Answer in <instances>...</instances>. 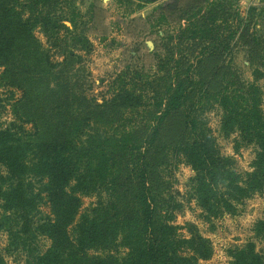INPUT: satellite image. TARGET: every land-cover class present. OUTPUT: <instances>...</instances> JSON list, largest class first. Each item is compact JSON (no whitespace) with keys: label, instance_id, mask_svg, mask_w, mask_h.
I'll return each mask as SVG.
<instances>
[{"label":"trees","instance_id":"16d2710c","mask_svg":"<svg viewBox=\"0 0 264 264\" xmlns=\"http://www.w3.org/2000/svg\"><path fill=\"white\" fill-rule=\"evenodd\" d=\"M73 2L0 0V87L12 96L20 93L11 104V121L0 126V232L7 236L6 250L24 252L25 264L209 259L210 243L196 227L174 223L181 203L168 170L174 159L190 167L185 194L208 223L238 215L246 200L264 191L263 57L258 65L250 61L252 81L231 79L227 65L216 71L220 83L197 80L206 59H231L236 41L248 36L247 21L263 16L264 7L244 14L236 7L230 12V0L161 5L159 22L179 14L166 59L154 74L142 68L118 74L109 98L99 102L76 94L61 77L68 57L90 47L84 15ZM36 29L48 49H42ZM251 43L258 47V38ZM249 54L258 55V49ZM214 106L221 111L220 134L234 136V151L254 147L250 171L239 172L234 158L221 154L204 116ZM85 198L94 200L83 207ZM253 231L264 241V220ZM38 239L48 245L40 248ZM230 257L232 264H264V251L252 242L231 250Z\"/></svg>","mask_w":264,"mask_h":264},{"label":"rangeland","instance_id":"374dc122","mask_svg":"<svg viewBox=\"0 0 264 264\" xmlns=\"http://www.w3.org/2000/svg\"><path fill=\"white\" fill-rule=\"evenodd\" d=\"M172 0H74L77 10L84 15L86 22V37L90 41V47L81 51L77 58L68 57L66 64L60 68L61 77L69 84L71 90L78 95L92 96L99 101L109 98V84L120 73L142 68L153 73L156 71L160 59H166L168 37L176 33L178 22L175 21L179 14H174L170 19L159 22V7ZM229 7L232 10L239 8L244 14L246 8L239 5L238 0H230ZM244 7V6H243ZM264 7V6H263ZM247 10V11H246ZM159 12V13H158ZM91 17V19H90ZM90 19V20H89ZM80 20H77V24ZM71 22H65L70 27ZM74 24V23H73ZM217 24H221L220 21ZM246 36L236 41L232 47L231 59L209 58L199 67L198 82L202 79L211 84L220 83V66H229L233 80L246 82L252 81L253 66L259 64L258 56L264 61V15L252 17L246 23ZM79 31V30H78ZM35 37L40 42L42 49H48L46 38L39 30H35ZM258 38V47H253L251 39ZM151 42L152 46L148 43ZM250 42V43H246ZM156 54H153L154 48ZM258 49V55L250 56L249 51ZM199 50V49H198ZM197 50V51H198ZM196 51V52H197ZM194 53H189V61L196 63ZM56 61L62 62V58L56 56ZM255 64L250 65V61ZM264 78L259 82L262 84ZM264 93V87H262ZM19 91L12 96L5 88L0 87V126L6 125L12 119L11 104L19 98ZM261 107L264 112V97ZM221 111L216 107L208 109L204 114L205 120L211 129L215 142L224 156L234 158L235 167L239 172L250 171L251 162L255 155L253 146H244L239 151H234V136L224 138L219 132V119ZM170 172L172 188L179 194L177 201L181 203V209L176 213L174 223L178 226L192 224L198 233L206 238L212 248V254L207 260H200L198 264H232L230 251L242 247L247 242L255 244L256 251H264V241L254 235L253 227L258 220H264V191L254 195L245 201L236 216H224L212 223L203 221L200 217L201 210L192 200L186 197L189 179L193 176L190 167L179 159L171 161ZM169 174V173H168ZM94 199L85 198L83 207H87ZM42 210L47 211L46 207ZM187 236L185 228L180 231ZM38 246L45 247L48 242L38 239ZM7 236L0 232V253L4 257L5 264H25L24 252H14L8 247Z\"/></svg>","mask_w":264,"mask_h":264},{"label":"crops","instance_id":"0c3cea01","mask_svg":"<svg viewBox=\"0 0 264 264\" xmlns=\"http://www.w3.org/2000/svg\"><path fill=\"white\" fill-rule=\"evenodd\" d=\"M238 2L242 8L246 9L250 7L264 6V0H238Z\"/></svg>","mask_w":264,"mask_h":264},{"label":"water","instance_id":"95a60500","mask_svg":"<svg viewBox=\"0 0 264 264\" xmlns=\"http://www.w3.org/2000/svg\"><path fill=\"white\" fill-rule=\"evenodd\" d=\"M148 44H149L150 46H152V43H151V42H149Z\"/></svg>","mask_w":264,"mask_h":264}]
</instances>
